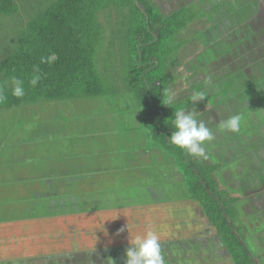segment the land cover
<instances>
[{"label":"rangeland","instance_id":"1","mask_svg":"<svg viewBox=\"0 0 264 264\" xmlns=\"http://www.w3.org/2000/svg\"><path fill=\"white\" fill-rule=\"evenodd\" d=\"M12 1L17 5V11L0 14V62L15 49L27 24L55 0ZM149 1L164 16L191 4L198 7L193 9L199 13L197 18L167 39L164 45L166 51L164 58H160L162 70L159 74L162 81L167 78L165 97L167 101L171 97L169 106L184 104L182 110L191 112L212 132V140L202 145L204 155L194 156L204 159V165L220 166L210 173L218 187L239 198L251 195L250 198L255 196L261 200L264 189L257 185L254 174L258 167L264 171V151H259L260 145L264 149V119L260 117L248 129L252 133L261 130L260 138H257L258 151L246 152L234 160L223 147L235 142L240 148L248 143L252 134L231 132L229 138L224 133L227 129L220 125L230 115L239 114L240 90L246 86L252 91L264 88V0H223V4L218 0ZM226 11L232 16L228 33L239 30L240 36L236 39L243 40L249 48L237 51V58L222 59L225 49L229 45V50L236 49L238 43L225 39V26L214 25ZM128 12V8L122 10L110 6L97 14L102 31V42L96 54L97 66L112 93L0 108V264H111L109 258L115 264H125L126 250L120 246L137 237L142 238L155 227L159 231L166 230L156 234L160 244H167L165 255L162 251L165 264L210 256L206 254V248L208 240L215 245L216 228L209 223L198 201L194 200V212L187 200L192 199V195L186 182L195 181L196 188L204 191L199 188L200 176L204 173L200 162L196 161L197 171L186 168L185 162L174 164L169 156L175 153L167 152L169 156H165L163 152L151 151L154 142L146 137L148 132L142 123L141 105L132 89V81L137 75L129 67L130 53L125 41L131 19ZM247 51L253 57L251 61L256 63L255 70L241 69L257 74L248 75L247 83H244L246 75L240 74V67L246 54L239 58L238 54ZM153 69L148 70L152 72ZM193 70L204 75L206 72L205 78L198 74L196 77ZM197 81L199 86L202 83L204 91L198 89ZM200 92L205 93L204 99L194 102L193 96ZM230 97L232 102L228 101L229 105L224 106V100ZM210 100L214 102L212 107ZM261 100L253 99L246 109L257 108ZM251 118L246 116V119ZM211 143L213 145L209 146ZM167 178H171L170 181ZM162 182L167 183L163 186L164 192ZM152 189L157 193L162 191L171 199L166 204L155 203L160 208L162 221L154 212L150 215L149 208L142 207V211L148 212L138 213L137 207L130 206L129 209L135 210L133 213L104 204L111 199L130 197L134 204L140 199L145 202L138 205L148 204L154 208V203L147 200H164L165 197L149 194ZM181 204L192 210L180 208ZM162 205L169 206L171 213L172 205L178 208L182 221L179 217L165 216ZM154 211L157 213L158 209ZM234 212L239 215L237 208ZM239 217H231L237 226L242 225ZM252 217L253 214L247 219L242 218L249 235L253 230ZM143 222H149V226L147 231L141 232ZM194 225L212 226L211 232L205 234L207 231H202L204 234L200 238L206 241L202 245L196 242L193 249H186L180 255L167 229L171 226L191 229ZM217 247L223 251L221 244ZM220 253L213 250L216 257H220ZM257 258L264 264L262 251Z\"/></svg>","mask_w":264,"mask_h":264},{"label":"trees","instance_id":"2","mask_svg":"<svg viewBox=\"0 0 264 264\" xmlns=\"http://www.w3.org/2000/svg\"><path fill=\"white\" fill-rule=\"evenodd\" d=\"M110 6L129 9L131 19L125 41L130 53L129 67L137 75V79L132 81V89H135L140 102L142 123L148 137L154 146L176 153V163L185 162L186 168L197 171L195 164L200 162L204 173L200 176L199 188L204 191L196 188L195 181L190 183L187 180L191 197L202 205L234 264H258L256 251L249 244L244 226H237L231 218L239 217L234 212V204L239 197L220 189L217 180L210 175L218 165H204V159L199 160L168 142V137L175 130L172 124L174 114L185 106H166L167 78L162 81L159 74L162 70L160 58H164L167 39L197 18L199 13L191 5L164 16L149 0H55L27 24L15 49L0 62V92L6 96L0 108L112 93L98 70L96 60L102 42L97 14ZM16 7L12 0H0V14L15 13ZM150 68H154L152 72L148 70ZM36 76L39 80L33 86L31 80ZM14 79L22 82L23 97L12 95Z\"/></svg>","mask_w":264,"mask_h":264},{"label":"crops","instance_id":"3","mask_svg":"<svg viewBox=\"0 0 264 264\" xmlns=\"http://www.w3.org/2000/svg\"><path fill=\"white\" fill-rule=\"evenodd\" d=\"M218 1H222L221 4H223V0H218ZM191 6L194 9L195 8L198 9V7H194L195 6L194 4H191ZM182 8H184V7H182ZM182 8H180V9H182ZM180 9H178V10H180ZM199 9H200V7H199ZM223 14L224 15L220 16V18L218 19V21H216L214 23V25H216V26H218V25L219 26H225L224 29L226 30V33H227L225 39L227 38L231 42L238 43L237 44L238 48L229 50V46H230L229 45L228 48L225 49V55L223 56L222 59H225V58H228V59L237 58V55H236L237 51L239 53L240 51H242V49L244 51L245 49L247 50L249 48H248L247 44L243 43V40L236 39L237 37L240 36L239 32H238L239 30H237V32L235 31L233 33H228V27L231 26V24H232L231 23L232 16H231L230 12H227V11L225 13H223ZM243 45H245V47ZM260 49H262V48L260 47ZM227 51H230V52H227ZM212 53L214 54V52H212ZM242 54H246V56H245V58L243 60V63L241 65V67H240V70H241L240 74L246 75V77H243V82L247 83L246 80H248V75L254 74L256 76L257 73H256V71H254V72L248 71V70L244 71L241 68L255 70L256 63L251 61V59H253V57H252V55L251 56L249 55L248 51L246 53L238 54V58ZM195 65H194V67H195ZM193 71H194L193 73L195 74V76H196V74H198L199 77H204L205 78V76H206V72H204L205 73V75H204V74H200L201 72L198 71V70H193ZM263 74H264V71H263ZM198 76H196V77H198ZM258 79H260V78L258 77ZM258 79L256 78V83H259ZM198 81H197L198 89L201 90V91H204V86H202L201 82H200V84H201L202 87L199 86ZM260 82H262V81L260 80ZM253 84H255V83H253ZM240 91H241V93H239V95H238L239 96L238 97V100H239V110H238V112H239V115H241V117H242V124H241L242 127L240 128V131H238L237 133H238V135H243V134H245V132L247 133L248 129L251 128L254 125V122H258V119L260 117H262L264 119V100H261L262 99V95H264V88H262V91H260V90L256 91V89L252 91L249 87L246 86L244 88V90H240ZM259 94H261V96ZM204 95H205V93H204ZM227 95L229 96V95H231V93H229ZM206 97H207V95L205 96V98ZM224 99H226V98H224ZM253 99H255L256 101L261 100V103L259 104V106L257 105V108H250L249 110L246 109V107H248V105H250V102ZM232 100H233L232 97L227 98L226 100H224V106L229 105L228 101L232 102ZM210 101H211V107H212L214 102H212V100H210ZM211 111H212V108H211ZM205 116L207 117L208 115H205ZM230 116H232V115H230ZM246 116H251L252 118L251 119H246ZM259 131H261V130L258 129V132H254L253 131V133H252V130H250V132H248V133L252 134V136L247 139L248 143L246 145L240 146V148L238 146V143H235V142L232 145H230V143H227L226 144L227 147H223V146H221V147L224 148V151L227 150L230 155L232 154L233 160L236 159L237 156L240 159L241 156L244 155V153H246V152H248L249 154H251L253 151L257 152L258 151L257 138H260ZM224 133L226 134L225 135L226 137L231 138V136H232L231 132L229 133L228 130H226ZM253 135L255 136V138H254ZM146 137H148V134H147ZM250 139L251 140H255L256 139L255 140L256 142L251 143L252 141ZM148 140H150V139H148ZM210 145H213V143L209 144V146ZM151 151H153V152L154 151L163 152L165 154V156L168 155L167 151L163 147H160V146L152 147ZM259 151H264V149H261V145H260V150ZM255 156H256V154H255ZM169 157L172 159V162L174 164H176V161H177L176 153L174 155L169 156ZM218 168H220L219 165H218ZM218 168H217V170H218ZM254 175L257 178V185L259 184L260 186H262L261 189H264V171L262 170V168L258 167L257 173L254 174ZM170 179L171 178H167L166 180L170 181ZM161 184H162L161 188H163V192H164L165 191L164 187L167 185V183L164 184L162 182ZM175 185H179V187H182L180 184H175ZM244 189H245V186H243V190ZM163 192L161 191V193H157L154 189H152L149 192V194H151V195H158V196H164L165 197L164 200L163 199L147 200L149 203H151V202L154 203V208H152L148 204H143L142 206L138 205V203L145 202V200L142 201L140 199H137V201H139V202L134 204L130 197L127 198V199L115 198L116 199L115 201H114V199H111L107 203L104 202V204L108 208L110 206L112 209H119L120 211H124V210L127 209V211L133 212L135 210H131V209H129V207L130 206L137 207L136 212H138V213L143 212V211H147L145 209L149 208V214L151 215V213L154 212L153 214H155V215H157L159 217V221H162L163 218H162L161 215H159L160 208L155 206V203L156 204H158V203L162 204V202H164V204H166V202H169L171 200V199H168V195L164 194ZM250 197H251V195H245V196H242V198L240 197L239 201H237L234 204V206L237 208L239 216L241 217L240 223L242 221V226L245 227L242 218L247 219V218L250 217V215L252 216V214L254 216V218L252 217V219L254 220V223L252 224L253 225L252 234H250L251 236L249 234H247V235H248L249 244L252 246L253 249H255V251H256L255 255L257 254V257H258L261 254V251H262V253H264V246H263L264 245V193H262V195H261V197H262L261 200H257L255 198V196L253 198H250ZM187 200H188V202H191V204H192V206H190V205H188V206H190L194 210V212H196V207L194 205L195 204L194 203L195 202L194 199L193 198L192 199L191 198H187ZM180 201H181V199H180ZM105 205H102V206H105ZM248 205H250L251 209L248 208ZM172 206L174 207L173 209H171L172 213L170 212L169 206H167V205H164V206L162 205L161 209H163V212H164L165 216L174 217L175 219H176V217L177 218L179 217L178 219L181 220L180 215H179V213L177 211L178 208H175L174 205H172ZM142 207L145 208V209H143V211H142ZM179 207L180 208H189V207L182 206V204L179 205ZM191 208H189V209H191ZM155 209H158L157 213L154 211ZM137 219H139V218H137ZM149 222L151 224V221H149ZM149 222H145V223L143 222L142 223V226L140 227V229H141L140 231L141 232L147 231L148 226H149ZM184 227H185V230H184ZM184 227L182 226L180 228H172V226H171L170 229H169V227L167 229V232L171 235V238L173 239L172 241L174 242L175 249H176V251L178 250V253H180V255H182L184 253V250H186V249H193L194 246H195L194 244H196V242H198V241H199L198 243L202 245L206 241V239L204 240L203 238L202 239L200 238L204 234V233H202V231L204 232L206 230L207 232H205V234L208 233V232H211L210 229H211L212 226L207 227L206 225H194L193 227H191V229L188 228L187 226H184ZM155 228L156 229H153V232L155 234L159 235L160 232H164V231L166 232V230H164V228H162L164 231H159V228L158 229H157V227H155ZM200 232H201V234H199ZM147 233H148V231H147ZM186 233H188V235H186ZM216 236H217L216 237L217 240H216L215 245H211L209 243V240H208V245L209 246H207L208 249L206 248V250H207L206 254L210 255L209 257H204L205 259H201L199 256H195V257H192V258H190L188 260H183L182 259V261H180L179 264H234L233 261H232V257L230 255L228 249H227V246L225 245V243L222 241V239L220 238V236L218 234H216ZM218 243L221 244V246H223L222 249H223L224 252L220 248L217 247ZM258 244H261L260 248L257 247ZM129 246H130V244H127L125 246H120V248L126 250ZM166 246H167V244H165V246L163 244H161V249L164 252V255L166 253V251H165L166 250ZM214 249L218 250L219 253H220V250H221L220 257H216L215 254H213V250ZM116 250H119V247L116 248ZM106 255H108V252H107ZM259 262H260V260H259Z\"/></svg>","mask_w":264,"mask_h":264},{"label":"clouds","instance_id":"4","mask_svg":"<svg viewBox=\"0 0 264 264\" xmlns=\"http://www.w3.org/2000/svg\"><path fill=\"white\" fill-rule=\"evenodd\" d=\"M39 80V76L31 80V84L35 86ZM15 87L12 89V95L20 98L25 92L23 84L20 80L14 79ZM204 99V93H196L193 96L194 102ZM6 100V96L0 92V103ZM171 104V97L165 103ZM174 131L168 137V142L181 150H186L190 155H204L202 147L205 141H210L213 138L212 132L205 126L203 122H198L191 112L186 113L184 110H178L174 114L172 121ZM242 124L241 115H232L227 120H224L220 127L227 129L232 133L240 131ZM130 246L125 251V264H165V259L162 255L161 244L158 236L149 231L143 238L137 237L135 240L129 241ZM111 260V264L115 262Z\"/></svg>","mask_w":264,"mask_h":264},{"label":"flooded vegetation","instance_id":"5","mask_svg":"<svg viewBox=\"0 0 264 264\" xmlns=\"http://www.w3.org/2000/svg\"><path fill=\"white\" fill-rule=\"evenodd\" d=\"M258 261V264H260L261 262H259V259L257 260Z\"/></svg>","mask_w":264,"mask_h":264},{"label":"water","instance_id":"6","mask_svg":"<svg viewBox=\"0 0 264 264\" xmlns=\"http://www.w3.org/2000/svg\"><path fill=\"white\" fill-rule=\"evenodd\" d=\"M255 264H256V262H255Z\"/></svg>","mask_w":264,"mask_h":264}]
</instances>
